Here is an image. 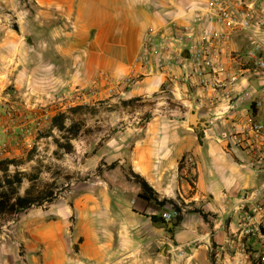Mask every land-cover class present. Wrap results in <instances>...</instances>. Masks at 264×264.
Masks as SVG:
<instances>
[{
  "label": "crops",
  "instance_id": "obj_1",
  "mask_svg": "<svg viewBox=\"0 0 264 264\" xmlns=\"http://www.w3.org/2000/svg\"><path fill=\"white\" fill-rule=\"evenodd\" d=\"M41 2L46 14L60 8L76 14L82 35L69 32L68 37L76 38L55 44V72L68 86H87L107 73L109 79L136 80L123 92L126 99L168 91L186 108L169 105L142 123H125L94 155L96 162L104 159L107 168L104 165L100 176L79 187L73 200L33 207L9 222L10 234L0 233V264H132V258L142 254L162 262L154 252L159 245L161 253L167 250L162 256L171 264H212L213 251L217 263H239L230 247L231 229L238 219L232 210L244 190L264 188V171L250 166L258 151L239 150L232 137L220 134L249 136L248 116L264 120V104L252 105V97L263 93L264 81L259 80L261 88H256L257 77H242L230 100L214 82L237 67L232 54L249 58L257 43L264 45V35L235 32L215 56L214 69L205 68L208 83L202 85L190 55L168 69L137 61L149 32L166 37L168 45L179 39L189 45L214 31L229 30L206 18L207 0ZM189 32L195 35L188 36ZM164 54L169 55L170 49ZM40 64L47 71V53ZM108 90L111 97L114 87L107 83ZM194 109L207 126H191ZM114 162L118 164L109 167ZM130 170L148 181L159 200L189 203L190 209L203 210L208 219L200 212H188L172 227L163 213L173 205L142 198L143 188L129 176Z\"/></svg>",
  "mask_w": 264,
  "mask_h": 264
},
{
  "label": "rangeland",
  "instance_id": "obj_2",
  "mask_svg": "<svg viewBox=\"0 0 264 264\" xmlns=\"http://www.w3.org/2000/svg\"><path fill=\"white\" fill-rule=\"evenodd\" d=\"M43 10L45 6L41 0H0V159L24 160L19 170L41 172L37 185L54 183L57 200L70 202L79 187L100 176L104 165L107 168V162L104 159L96 162L94 155L125 123L133 120L142 123L159 115V111L169 105H177L182 110L186 107L182 101L171 99L168 91L134 97L131 99H139L125 105L123 102L130 99H126L123 92L132 88L136 80L109 79L107 73L100 74L90 85L68 86L55 72V44L57 40L66 43L75 39V36H67L69 32L82 35L75 24L76 14H67L61 8L57 13L56 9L48 14ZM45 53L49 58L47 71L40 64ZM43 72L47 75L43 76ZM107 83L114 87L111 97ZM77 105L93 108L76 116L86 120L88 131L73 140L72 153H57L54 137H47L52 118ZM54 134L61 137L55 129ZM34 147L33 159L29 160V152ZM11 170L15 171L16 167L11 166ZM30 184L26 179L22 191ZM12 220L7 217L0 220L1 234H10ZM174 245L175 242L170 241L169 246ZM162 248L163 245L154 247L162 262L142 254L133 257L132 264H171L170 259H163L162 254L167 250L161 253ZM211 254L216 259L215 252Z\"/></svg>",
  "mask_w": 264,
  "mask_h": 264
},
{
  "label": "built area",
  "instance_id": "obj_3",
  "mask_svg": "<svg viewBox=\"0 0 264 264\" xmlns=\"http://www.w3.org/2000/svg\"><path fill=\"white\" fill-rule=\"evenodd\" d=\"M207 16L210 22H217L228 26L227 31H214L203 36L201 40L192 44H185L179 39L174 45H168L170 41L157 32H149L146 36L143 51L138 63L144 66H157L160 69L172 67L177 59L185 58L184 51L188 47L192 67L202 76L200 83L206 85L208 82L204 77L205 68L214 69L215 56L220 53L231 36L235 32L254 31L259 36L264 35V0H207ZM194 36L195 33L189 32ZM179 48V52L175 50ZM170 49V54L165 51ZM264 45L257 43L250 57L246 58L240 54L231 55V59L237 64L232 74L226 78H217L214 85L221 88L225 99H232L242 77H257L264 81ZM264 86V85H263ZM264 104L263 93L252 97V105L259 108ZM203 106V103H200ZM249 136L244 132L229 134L224 131L221 138L232 137L235 147L239 150L254 149L257 152L250 166L256 171H264V120H257L248 116ZM190 209L189 203L177 202L171 210L163 213V219L171 222L179 215L184 216ZM233 213L238 214L237 223L231 229L230 247L235 257H239L238 264H264V188H253L244 190L235 206Z\"/></svg>",
  "mask_w": 264,
  "mask_h": 264
},
{
  "label": "trees",
  "instance_id": "obj_4",
  "mask_svg": "<svg viewBox=\"0 0 264 264\" xmlns=\"http://www.w3.org/2000/svg\"><path fill=\"white\" fill-rule=\"evenodd\" d=\"M138 99L139 98L130 99L123 103L129 105ZM89 109L93 108H91V106L77 105L53 116L47 137H54L58 147L57 153L59 151L63 153H72L74 151L73 140L79 138L82 132L88 131V128H86V120L84 118L78 119L76 116L83 115L86 113V110ZM54 129L60 132L61 137L54 134ZM35 151L36 147L29 152V160L33 159ZM24 163V160L15 158L0 159V220L6 217L14 219L33 207L45 206L58 198L54 183H45L42 187L37 185L41 172L30 173L19 170L18 167ZM117 164L118 162H114L109 165V167H115ZM11 166H15L16 170L12 171ZM129 176L142 186V198L146 200H155L160 206H165L167 202L171 203L173 206H177V201L173 199L166 198L164 200H159L157 192L142 175L130 170ZM26 179L29 180L31 184L23 192L22 188ZM188 212H200L206 220L208 219V214L201 209H189ZM177 218L179 219V223L183 220L182 215H179ZM153 219L158 220L156 217H153ZM179 223L176 224V226H178ZM170 231H173V229H170ZM211 262L212 264H217L213 255Z\"/></svg>",
  "mask_w": 264,
  "mask_h": 264
},
{
  "label": "water",
  "instance_id": "obj_5",
  "mask_svg": "<svg viewBox=\"0 0 264 264\" xmlns=\"http://www.w3.org/2000/svg\"><path fill=\"white\" fill-rule=\"evenodd\" d=\"M184 56H189V52L188 51H185L184 52ZM253 85L256 87V88H261V86L259 85V79H254L253 80ZM189 122L191 124V126L193 127H197V126H207V121L206 119L204 118H200L199 116V112L197 110H192L190 112V116H189ZM179 223V219L177 217L173 218V220L170 222L171 226L172 227H175L176 224Z\"/></svg>",
  "mask_w": 264,
  "mask_h": 264
}]
</instances>
